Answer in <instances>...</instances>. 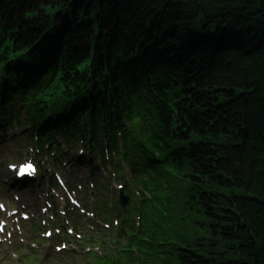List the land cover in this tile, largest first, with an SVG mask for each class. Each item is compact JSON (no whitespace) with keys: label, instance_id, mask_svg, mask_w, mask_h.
Segmentation results:
<instances>
[{"label":"trees","instance_id":"1","mask_svg":"<svg viewBox=\"0 0 264 264\" xmlns=\"http://www.w3.org/2000/svg\"><path fill=\"white\" fill-rule=\"evenodd\" d=\"M0 29V67L47 34L33 56L62 72L40 98L124 50L158 69L176 167L144 214L153 256L122 264H264V0H0Z\"/></svg>","mask_w":264,"mask_h":264},{"label":"snow or ice","instance_id":"2","mask_svg":"<svg viewBox=\"0 0 264 264\" xmlns=\"http://www.w3.org/2000/svg\"><path fill=\"white\" fill-rule=\"evenodd\" d=\"M29 169L32 170V171H34L32 165H28L27 168L25 169V171H26V170H29ZM21 174H23V171L21 172Z\"/></svg>","mask_w":264,"mask_h":264}]
</instances>
